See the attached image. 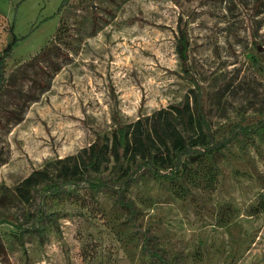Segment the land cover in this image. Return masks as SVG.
Returning <instances> with one entry per match:
<instances>
[{
  "label": "rangeland",
  "instance_id": "374dc122",
  "mask_svg": "<svg viewBox=\"0 0 264 264\" xmlns=\"http://www.w3.org/2000/svg\"><path fill=\"white\" fill-rule=\"evenodd\" d=\"M62 2L0 0V264H264V0Z\"/></svg>",
  "mask_w": 264,
  "mask_h": 264
},
{
  "label": "trees",
  "instance_id": "16d2710c",
  "mask_svg": "<svg viewBox=\"0 0 264 264\" xmlns=\"http://www.w3.org/2000/svg\"><path fill=\"white\" fill-rule=\"evenodd\" d=\"M67 2H68V0H63V2L61 4V8L65 4H67ZM10 31L12 32L11 39L6 43V45L0 51V90L2 89L3 83L5 81V72H4L5 71L4 70L5 60L7 57H9L10 52H11L12 47L15 44V42L19 39L13 33V25L12 24L10 25ZM188 45H189V41H188L187 34L185 32H181L180 35L178 36V39H177L176 49H177L178 55H179L182 62H185L187 60ZM198 116H199L201 123L203 124V126L207 130L209 139L213 143L211 145L206 146L204 149H198V148L193 149L191 147H185L181 150L180 154H188L189 156L193 157V159H195V160L200 159L206 153H210V152L218 149L219 148L218 146L221 145V141H218V140L214 141L212 135L210 134V127L208 125V122L204 118L201 109H198ZM118 140H119L120 146L124 147L125 146V131H124L123 126H120L118 129ZM97 158H98V147L96 146L94 151H93L92 159L90 162L94 163L97 160ZM145 164L148 167H151L150 160H147L145 162ZM154 172L159 175V173H158L159 171L154 170ZM162 175L164 176V174H162Z\"/></svg>",
  "mask_w": 264,
  "mask_h": 264
}]
</instances>
